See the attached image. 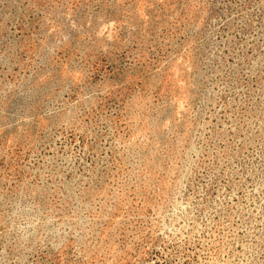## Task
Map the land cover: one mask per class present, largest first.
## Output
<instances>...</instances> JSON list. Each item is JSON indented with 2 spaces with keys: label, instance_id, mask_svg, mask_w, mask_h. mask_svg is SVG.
<instances>
[{
  "label": "rangeland",
  "instance_id": "obj_1",
  "mask_svg": "<svg viewBox=\"0 0 264 264\" xmlns=\"http://www.w3.org/2000/svg\"><path fill=\"white\" fill-rule=\"evenodd\" d=\"M0 264H264V0H0Z\"/></svg>",
  "mask_w": 264,
  "mask_h": 264
}]
</instances>
